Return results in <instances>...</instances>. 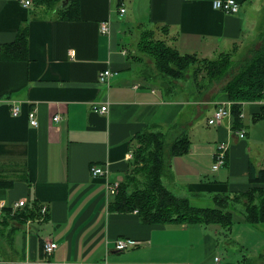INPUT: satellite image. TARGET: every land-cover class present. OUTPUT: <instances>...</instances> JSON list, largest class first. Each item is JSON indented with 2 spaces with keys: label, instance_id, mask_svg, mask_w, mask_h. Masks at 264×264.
Returning <instances> with one entry per match:
<instances>
[{
  "label": "crops",
  "instance_id": "0c3cea01",
  "mask_svg": "<svg viewBox=\"0 0 264 264\" xmlns=\"http://www.w3.org/2000/svg\"><path fill=\"white\" fill-rule=\"evenodd\" d=\"M212 1L31 0L25 6L23 0H0V204L3 214L5 208L48 207L43 220L17 224L13 253L0 264H213L215 255L222 264H264V225L245 221L243 199L229 204V226L143 222L136 210L109 206L107 184L125 180L138 134H167L183 113L187 128L205 110L208 124L216 104L228 101L225 94L206 102L193 98L188 81L183 91H168L144 75L128 50L135 27L150 26L145 29L151 36L204 59L220 50L228 51L218 57L233 54L255 33L253 45L259 42L264 0H236L235 13L213 8ZM102 22L109 32L100 31ZM23 30L26 57L9 58ZM104 69L113 74L101 82ZM12 103L20 105L17 116L10 112ZM240 104L238 127L231 115L198 131V138L185 131L189 150L173 156L162 177L176 196L211 203L215 195L264 190V182L248 179L250 163L256 172L264 170V98ZM32 108L37 126L29 124ZM240 128L244 137L237 135ZM220 142L227 144L225 163L213 171ZM94 164L105 175L91 176ZM19 200L24 208L15 207ZM119 237L137 244L119 250ZM50 241L57 247L46 254L43 245Z\"/></svg>",
  "mask_w": 264,
  "mask_h": 264
},
{
  "label": "trees",
  "instance_id": "16d2710c",
  "mask_svg": "<svg viewBox=\"0 0 264 264\" xmlns=\"http://www.w3.org/2000/svg\"><path fill=\"white\" fill-rule=\"evenodd\" d=\"M37 1L51 2V0ZM23 31L16 46L10 48L9 58L24 59L26 57V31ZM259 41L260 46L254 50L251 49V52L242 61H238L237 65L230 53L221 54L215 59L198 58L193 54H181L174 47L167 46L160 40L149 46L144 45L143 50L148 51L154 59L159 73L172 76L177 80L182 79V72L184 73L189 66L188 58L203 62L204 67L195 68V75L203 71L211 84L217 86L218 92L215 95L225 94L229 100L233 101L231 110L234 117L233 124L238 127L240 103L264 98V30L259 35ZM161 86L163 89L166 88ZM168 87L169 91L172 84L168 83ZM203 95L198 92L197 98H203ZM215 95H212L211 100L216 98ZM189 142L187 133L183 130L178 136L170 139L160 130L157 132L150 130L147 131L146 136L138 137L137 144L133 147L132 158L129 162L130 168L125 180L130 175L138 179L140 174L143 179L133 187H129L125 180L119 183L109 206L115 210H136L143 222L178 220L189 224L218 223L222 226H229L232 223L229 204L243 199L245 221L252 225H264V190L262 187H250L243 193L222 194L224 195L222 200L213 199L212 208L204 209L192 206L189 198L176 196L163 184L162 177L168 172L170 159L176 155L186 154L189 150ZM248 179L249 182L263 183L264 170L260 169L256 172L250 163ZM215 197L218 195L213 198ZM37 210L38 206L14 212L5 208V214L1 215L0 220H5V225L8 227L10 220L15 222L18 219L25 221L28 218H36ZM13 228L16 227L12 226ZM9 232V238H7L10 241Z\"/></svg>",
  "mask_w": 264,
  "mask_h": 264
},
{
  "label": "rangeland",
  "instance_id": "374dc122",
  "mask_svg": "<svg viewBox=\"0 0 264 264\" xmlns=\"http://www.w3.org/2000/svg\"><path fill=\"white\" fill-rule=\"evenodd\" d=\"M259 21L264 22V13L262 14V12L260 14ZM145 28L148 29V28H150V26H148V27L145 26ZM145 28H143V26L138 27V25L135 27L133 32H131V34H132L131 40L132 41L130 43V46H128V48H129L128 50L130 51V53L140 61L142 73L148 77L155 78L159 85H163L164 88L166 87L165 89L169 88L168 83H171L172 87L170 89L173 90V92H175V93H179V92L183 91L185 89V87H184L185 82L188 81V90H189L188 93L189 94L192 93L193 98H197V95L199 92V94H201V95L204 94L202 96L203 98H200L201 101L206 102V101L211 100L213 98V96L218 92L217 86H214L211 84L208 77H206L204 75L203 71L201 73L199 72L198 75L197 74L195 75V71H194L195 68H198L200 66L204 67L203 62H200L196 59L188 58L187 62H189L190 64L187 63V65L189 64V66L187 67L186 70H184V73L182 72L183 77L181 80H177L172 76H167V75H164V74L159 73L157 71V68H156L155 63H154V59L148 54V51L143 50V46L144 45L149 46L150 44H154L159 40L163 41L164 44L167 46H169V43H168V41H164L162 39H157V37L151 36L150 31L145 29ZM250 39L251 40H248L247 42H245L238 50L234 51L233 54L231 55L232 60L235 62V65H237L238 61H240V60L242 61L251 52V49L254 50L255 48H258L260 46V41L257 44L253 45V42H256L258 40L257 33H255L253 36H251ZM221 51H228V50H220L214 56H211V58L212 59L217 58L219 52H221ZM174 70H176V69H174ZM195 92H196V94H194ZM217 96H219V95H217ZM228 101L231 104V110H232L233 101H231L229 99H228ZM193 107H194V105H193ZM190 110H191L192 114L196 115V112L193 110L192 107L190 108ZM206 116H207V112L205 110L202 116H200L198 119L196 117L197 120L196 119L194 120L195 124H192L191 126H188V128H187L188 124H187L186 119H187L188 115L183 113L182 121L177 123L176 125H174L168 131L167 138L170 139V138H174V137L178 136L182 130L187 131L188 133H190V135H191V132L194 131L195 138H198L199 137L197 134L198 131H200L202 129L210 130V127L213 126V125L206 124ZM153 131L157 132V129L153 130ZM146 135H147V131L141 132V134L136 137L134 145L137 144V138L138 137H144ZM142 179H143L142 174H140V177H138V179L133 177L132 175H130L125 181L129 187H133L136 184H139L142 181ZM223 198H224V195L221 194V195H218V197L211 198V200H212L211 203H206L205 201H191V205L194 207L204 208V209L212 208L213 201H214L213 199L222 200ZM28 219H26L25 222H27ZM19 221L23 222V219L22 220L18 219V221H15V222L10 220V222H8V227H6L5 220L4 221L0 220V260L8 258L13 253L12 249H11V240L10 241L8 240V238H9L8 232L10 230H12L11 233H13L15 231V228L12 229L9 226H10V224H13L12 225L13 227H19V226H17V224L20 223ZM5 229H6V232L4 233ZM10 239H11V237H10ZM16 240H17V238H16ZM252 264H255V263L252 262Z\"/></svg>",
  "mask_w": 264,
  "mask_h": 264
},
{
  "label": "built area",
  "instance_id": "2783aa9c",
  "mask_svg": "<svg viewBox=\"0 0 264 264\" xmlns=\"http://www.w3.org/2000/svg\"><path fill=\"white\" fill-rule=\"evenodd\" d=\"M23 5L28 6L31 3V0H23ZM212 6L215 9H219L225 13H235L239 10V3L236 0H213ZM124 7L121 6L119 8L120 14L124 12ZM100 31L105 33L109 32V26L107 22H102L100 25ZM113 72L110 69H104L98 73V80L104 82ZM94 110L99 111L101 113L107 110V105H93ZM10 112L13 116H17L20 113V105L17 103H12L10 106ZM240 114V113H239ZM232 115L231 112V104L229 101L217 103L215 109L213 110L211 116L207 119V123L209 125H217L219 124L224 118H228ZM53 121H57L59 119L58 115L53 116ZM28 120L31 126H37V116L36 110L34 108L30 109L28 112ZM246 131L244 128H240L237 131V135L239 137H244ZM227 151V144L224 142H220L216 145V149L214 152V161L211 165L213 171L217 170L225 163ZM129 157H132V152H129ZM106 171L103 170L100 166L94 164L90 167V174L93 177L105 175ZM118 187L117 182H112L107 184V192L111 195H114ZM26 205L25 200H19L15 203V207H23ZM5 207L4 203L0 204V219L1 215L3 214V208ZM48 207L45 204H41L38 206L37 214L38 216L35 219H44L45 215L47 214ZM30 222L28 219L27 224ZM31 223V222H30ZM137 244L135 240L127 239L119 237L115 240V247L119 250L126 249L128 247H133ZM57 247L56 242H45L43 245L44 252L46 254H50L55 248ZM102 264H106L105 262ZM213 264H222L221 258L219 255H215L213 258Z\"/></svg>",
  "mask_w": 264,
  "mask_h": 264
},
{
  "label": "water",
  "instance_id": "95a60500",
  "mask_svg": "<svg viewBox=\"0 0 264 264\" xmlns=\"http://www.w3.org/2000/svg\"><path fill=\"white\" fill-rule=\"evenodd\" d=\"M66 0H63V4L65 5Z\"/></svg>",
  "mask_w": 264,
  "mask_h": 264
}]
</instances>
